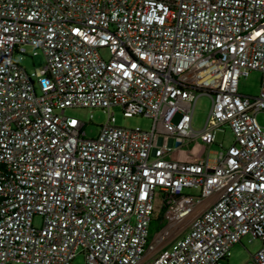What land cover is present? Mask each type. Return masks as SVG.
I'll use <instances>...</instances> for the list:
<instances>
[{
    "label": "built area",
    "instance_id": "2783aa9c",
    "mask_svg": "<svg viewBox=\"0 0 264 264\" xmlns=\"http://www.w3.org/2000/svg\"><path fill=\"white\" fill-rule=\"evenodd\" d=\"M39 53L40 72L15 60ZM117 107L151 128L116 125ZM70 109L107 114L96 138ZM260 113L264 0H0V264H223L246 236L264 264ZM226 125L204 163L168 159Z\"/></svg>",
    "mask_w": 264,
    "mask_h": 264
},
{
    "label": "rangeland",
    "instance_id": "374dc122",
    "mask_svg": "<svg viewBox=\"0 0 264 264\" xmlns=\"http://www.w3.org/2000/svg\"><path fill=\"white\" fill-rule=\"evenodd\" d=\"M15 60L30 73L35 70L40 72L46 65L45 57L42 53L35 56L30 54V56H26L23 59L20 58V55H16ZM261 79L262 73L257 70L251 71L248 76H242L239 82L240 93L247 96H257L260 90ZM211 108V98L207 95L200 96L194 111V129L201 130L204 127ZM113 112L115 113L116 125L118 126L128 129L140 127L146 130L150 129L152 126V121L150 119L144 117H125L122 109L119 107L113 109ZM67 114L87 122L85 130L88 138H96L99 133L100 125L107 121V114L100 109H70L67 111ZM91 115H93L92 122L90 121ZM257 119L259 123L264 126V114H258ZM234 139L231 129L226 125L217 130V144L213 145L210 149L205 143L199 140L184 142L180 148L174 150L168 156V159L182 163H204L209 150H221L220 145L227 148L233 144ZM185 193L194 194L196 192L193 190H185ZM156 212H161L158 204L156 205ZM157 233L159 232H156L155 228L151 229V236L148 241L149 244L154 240ZM261 248L262 242L260 240H251L250 236H246L242 239L241 243L236 244L232 248L230 258L223 264H248L251 256L256 254ZM72 264H84V257L79 255L74 259Z\"/></svg>",
    "mask_w": 264,
    "mask_h": 264
},
{
    "label": "trees",
    "instance_id": "16d2710c",
    "mask_svg": "<svg viewBox=\"0 0 264 264\" xmlns=\"http://www.w3.org/2000/svg\"><path fill=\"white\" fill-rule=\"evenodd\" d=\"M163 216H164V214L162 211L159 213L155 212V217H154L153 222L151 224V229L155 228L156 232H159L165 226Z\"/></svg>",
    "mask_w": 264,
    "mask_h": 264
}]
</instances>
